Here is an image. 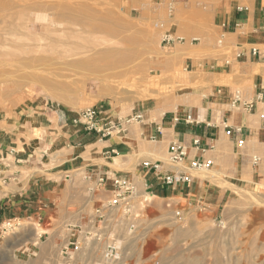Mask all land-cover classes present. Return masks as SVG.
I'll return each instance as SVG.
<instances>
[{
  "label": "rangeland",
  "instance_id": "obj_1",
  "mask_svg": "<svg viewBox=\"0 0 264 264\" xmlns=\"http://www.w3.org/2000/svg\"><path fill=\"white\" fill-rule=\"evenodd\" d=\"M221 1L0 0V61L22 62L15 77L0 83V115L43 106L47 113L76 116L94 107L128 120L138 108L151 110L163 99L179 102L165 110L173 111L183 97L230 84L229 76L211 79L204 68L205 61L230 60L235 53L232 42L216 32L215 5ZM23 11L34 15V23L20 16ZM153 89L157 97L146 99L144 92ZM138 91L145 95L127 103ZM128 158L124 165L118 158L106 162L134 176L131 193L116 207L107 205L112 193L80 168L70 172L62 202L46 215H3L0 264H264V204L248 198L264 201L263 163L231 183L209 169L196 177L220 190V200L191 196L186 204L149 193L137 174L144 160H160L170 169L166 150L159 158ZM7 194L12 189L1 183L0 212ZM6 223L10 228L2 231ZM108 245L112 257H105Z\"/></svg>",
  "mask_w": 264,
  "mask_h": 264
},
{
  "label": "crops",
  "instance_id": "obj_2",
  "mask_svg": "<svg viewBox=\"0 0 264 264\" xmlns=\"http://www.w3.org/2000/svg\"><path fill=\"white\" fill-rule=\"evenodd\" d=\"M215 12L216 32L232 42L235 53L230 60L218 56L205 61L204 68L211 79L229 76L230 84L202 88L195 97H183L188 103L182 102L181 107L162 112L158 118L150 109L138 108L129 118L137 113L141 118L129 121V115L114 116L108 110L96 109L97 123L113 127L105 136L74 124L71 112L47 113L43 106L30 111L15 108L0 115V184L12 189L3 200L7 204L0 212V232L3 215H11V220L35 218L61 203L65 182L73 170L82 168L86 178L104 191H112L114 176H125L132 183V174L113 169L106 162L118 158L124 165L128 157H143L144 143L149 141L166 153L171 142L182 143L186 164L193 159H210V169L229 183L239 181L245 170H260L261 163L255 165L251 159L264 155V56H253L250 50L264 46V0H223L215 5ZM187 114L195 121L186 123ZM134 123L137 129L132 128ZM234 127H239V133L227 136L226 129ZM237 139L243 140L241 146ZM169 171L164 164L157 170L141 165L137 174L149 193L174 202L184 200L187 204L191 196L218 202L223 194L199 178L186 185H165L162 178Z\"/></svg>",
  "mask_w": 264,
  "mask_h": 264
},
{
  "label": "built area",
  "instance_id": "obj_3",
  "mask_svg": "<svg viewBox=\"0 0 264 264\" xmlns=\"http://www.w3.org/2000/svg\"><path fill=\"white\" fill-rule=\"evenodd\" d=\"M251 54L253 56L257 57H263L264 56V46H254L250 50ZM235 101H238V94L236 93L234 95ZM249 107V106H248ZM98 115V111L94 107H88L84 110H82L79 114H77L73 118L74 124H81L88 130H94L98 133H101V135L105 136L110 134V130H112V126H101L97 123L96 118ZM141 118V114L137 113L133 117L129 118V120H139ZM178 118H175L177 120ZM185 122L186 123H192L195 120L191 117L190 114H187L185 116ZM240 129L239 127L234 128H227L225 131V134L227 136H234L235 134L239 133ZM197 143L196 141H194ZM236 144L238 146H241L243 144L242 139H237ZM186 157V148L185 146L177 141L171 142V144L168 147L167 150V159L169 162V172L165 173L162 182L165 185H179V184H187L190 183L194 178H197L196 176L206 173L211 168L212 160L205 159V160H198L193 159L190 160L187 164L184 162ZM253 163H263L264 164V155L263 156H253L252 157ZM165 164L164 162L160 160L156 161H143L142 166L144 168H150L152 170H157L161 165ZM101 181V180H100ZM112 182V197L107 203L110 207H116L120 204L121 201H124L128 195L132 191V184L130 180L125 176H114L111 179ZM177 217L180 218V213L177 211L175 213ZM9 223H6L5 226H3L2 231L5 229H9ZM72 244V243H71ZM74 249H77V244H73ZM113 252V246L108 245L105 250V257H112Z\"/></svg>",
  "mask_w": 264,
  "mask_h": 264
},
{
  "label": "bare ground",
  "instance_id": "obj_4",
  "mask_svg": "<svg viewBox=\"0 0 264 264\" xmlns=\"http://www.w3.org/2000/svg\"><path fill=\"white\" fill-rule=\"evenodd\" d=\"M37 2V1H36ZM34 3V2H33ZM65 3V2H64ZM31 5V4H30ZM42 5V4H40ZM36 6V5H35ZM47 9L50 8L51 6L49 5H46ZM34 8H39V7H34ZM66 8V7H65ZM53 10V9H52ZM63 10V9H62ZM59 11V10H58ZM67 11V10H66ZM69 11V10H68ZM73 12V11H72ZM49 13V12H48ZM51 13V12H50ZM57 13V12H56ZM4 14V13H3ZM62 14V13H61ZM44 15V14H43ZM68 15V14H67ZM2 16V15H1ZM0 16V17H1ZM20 16H24L26 19L29 20V22H33L34 23V15L29 13V11H23V12H20ZM73 16V15H72ZM89 16V15H88ZM82 20V19H81ZM23 21V20H22ZM96 21V20H95ZM92 22V21H91ZM60 23V22H59ZM104 23V22H103ZM6 24V23H5ZM13 24V23H12ZM47 24V23H46ZM105 24V23H104ZM115 24V23H114ZM16 25V24H15ZM53 25V24H51ZM23 26V25H22ZM18 28V27H17ZM24 28V27H23ZM51 29V28H49ZM114 31H116L114 28H112ZM122 30V29H121ZM17 32V30H16ZM18 33V32H17ZM39 33V32H38ZM66 33V32H65ZM112 33V32H111ZM7 34H10V33H7ZM32 35V34H31ZM41 35V34H40ZM124 35V34H123ZM135 35V34H134ZM34 36V35H33ZM43 37V36H42ZM129 37V36H128ZM133 37V36H132ZM38 38V37H37ZM1 39V38H0ZM9 42V41H8ZM11 42V41H10ZM55 42V41H54ZM1 43V42H0ZM13 43V42H12ZM15 44V43H14ZM18 44V43H17ZM109 44V43H108ZM6 46V45H4ZM54 46V45H53ZM85 46V45H84ZM114 48V47H113ZM113 48H112V51H113ZM93 49V48H92ZM95 49V48H94ZM116 49V48H115ZM2 50V49H1ZM99 50V49H98ZM102 50V48L100 49ZM109 50V49H108ZM4 51V50H3ZM10 51V50H9ZM97 51V50H96ZM124 51V50H123ZM8 53V52H7ZM115 53V52H114ZM103 54V53H102ZM108 54V53H107ZM96 55V54H95ZM11 56V55H10ZM12 57V56H11ZM10 57V58H11ZM90 57V56H89ZM114 58V57H113ZM90 59V58H89ZM108 59V58H107ZM4 60V59H3ZM14 61V59H13ZM22 62H4V61H0V83L2 82H5L7 81L8 79L10 78H13L15 77L17 74H15L16 72V68L18 65H20ZM128 70V69H127ZM123 71V70H122ZM122 74V73H121ZM124 74V73H123ZM121 77V75H119ZM119 77V78H120ZM122 78V77H121ZM28 80V79H27ZM25 81V80H24ZM161 87V86H160ZM163 87V86H162ZM129 88V87H127ZM164 88V87H163ZM159 91V89H158ZM4 92V91H3ZM7 92V91H6ZM144 91H138L136 92V95H130L127 99H126V102L131 104L134 100H137V99H140L142 98L141 96L145 95L144 93L147 94V96L149 97H146V99H149L151 100V98H154V96H156L157 92H156V89L154 90H151V92L148 94V92H144ZM8 94V93H7ZM6 94V95H7ZM153 94V95H152ZM159 94V93H158ZM161 94V93H160ZM141 95V96H140ZM152 96V97H150ZM99 97V95H98ZM157 97V96H156ZM165 98V97H164ZM186 98V100L189 99V97H184ZM160 99V98H159ZM163 99V98H162ZM159 102V101H158ZM158 102H155L154 106L150 111L152 112V114H155V115H160L162 112H164L166 109L168 108H173L176 106L177 103L179 102H176V101H171V100H162L160 101L159 103ZM150 112V113H151ZM135 127V126H134ZM136 129V128H135ZM144 151H142L143 155L144 156H148V155H153L155 156L156 158H159L160 157V150H159V147H158V144L157 143H151V142H145L144 143ZM142 155V154H141ZM162 159V158H161ZM148 161H151V160H148ZM153 161H156V160H153ZM143 162V161H142ZM256 165V164H255ZM209 171V170H208ZM206 173H203L201 175H205ZM204 178V177H203ZM248 198H252V200L255 202V204H264V201H260L259 199L256 198V196L254 195H250ZM263 238H264V233H263ZM262 240V239H261ZM218 263V262H217ZM189 264H195V263H189ZM201 264V262L199 263Z\"/></svg>",
  "mask_w": 264,
  "mask_h": 264
}]
</instances>
